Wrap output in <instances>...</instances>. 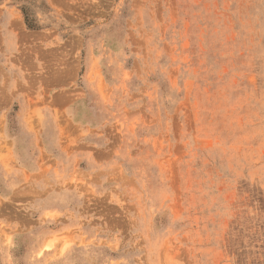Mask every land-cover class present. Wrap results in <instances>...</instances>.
<instances>
[{
  "label": "rangeland",
  "instance_id": "rangeland-1",
  "mask_svg": "<svg viewBox=\"0 0 264 264\" xmlns=\"http://www.w3.org/2000/svg\"><path fill=\"white\" fill-rule=\"evenodd\" d=\"M0 264H264V0H0Z\"/></svg>",
  "mask_w": 264,
  "mask_h": 264
}]
</instances>
